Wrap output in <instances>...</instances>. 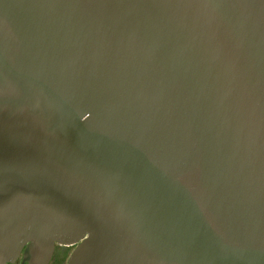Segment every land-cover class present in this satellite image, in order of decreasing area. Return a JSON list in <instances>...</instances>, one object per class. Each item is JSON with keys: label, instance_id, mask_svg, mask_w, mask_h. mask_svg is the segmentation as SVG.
<instances>
[{"label": "water", "instance_id": "95a60500", "mask_svg": "<svg viewBox=\"0 0 264 264\" xmlns=\"http://www.w3.org/2000/svg\"><path fill=\"white\" fill-rule=\"evenodd\" d=\"M264 264V0H0V264Z\"/></svg>", "mask_w": 264, "mask_h": 264}, {"label": "flooded vegetation", "instance_id": "af4514ba", "mask_svg": "<svg viewBox=\"0 0 264 264\" xmlns=\"http://www.w3.org/2000/svg\"><path fill=\"white\" fill-rule=\"evenodd\" d=\"M79 244L76 245H62V244H56L54 252L48 260L45 258H41L40 264H69V260L74 253L75 249L77 248ZM27 248V246L24 248ZM22 252L21 255L17 258V260L13 263L9 264H31L26 258H25V252Z\"/></svg>", "mask_w": 264, "mask_h": 264}]
</instances>
